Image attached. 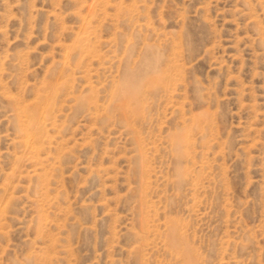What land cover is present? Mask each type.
<instances>
[{
  "label": "rangeland",
  "instance_id": "374dc122",
  "mask_svg": "<svg viewBox=\"0 0 264 264\" xmlns=\"http://www.w3.org/2000/svg\"><path fill=\"white\" fill-rule=\"evenodd\" d=\"M190 254L264 264V0H0V264Z\"/></svg>",
  "mask_w": 264,
  "mask_h": 264
},
{
  "label": "bare ground",
  "instance_id": "6f19581e",
  "mask_svg": "<svg viewBox=\"0 0 264 264\" xmlns=\"http://www.w3.org/2000/svg\"><path fill=\"white\" fill-rule=\"evenodd\" d=\"M158 57V56H157ZM171 61V60H170ZM155 62V61H154ZM157 63V62H156ZM172 64V63H171ZM175 64V63H174ZM173 65V64H172ZM151 67V66H150ZM167 70L168 69H164V68H161V67H158L157 66V64L154 66V67H152V73H150V74H147V76H146V78H144L145 80L147 79L148 81H150V83H151V85L153 86V87H160L161 86V84H163V83H165L166 81H167ZM149 70H147V72H148ZM140 80V79H139ZM138 81V80H137ZM134 82H136V80H135V78H134ZM126 84H130L129 82H127ZM135 85H137V82H136V84ZM134 85V86H135ZM144 86V85H143ZM131 91V90H130ZM129 91V89H125L124 87H123V92L125 93V94H127V95H129L130 97H134L135 95H136V93L137 92H135V91H133V92H130ZM46 104V103H45ZM44 104V105H45ZM40 106V105H39ZM42 107H44V106H41V108ZM46 107V106H45ZM44 107V108H45ZM33 108V107H32ZM27 111H29V109H27ZM34 116H35V113H34V111H32L31 112V114H30V119H31V121L29 122L30 123V126H32V127H34V126H36V124H37V122H36V119L34 118ZM34 132V131H33ZM35 133V132H34ZM33 133V134H34ZM30 135H31V137L33 136L32 134H31V132H30V134L28 133L27 134V139L29 140V141H31L30 140ZM35 139V138H34ZM33 139V140H34ZM33 140H32V142H33ZM35 141V140H34ZM31 142V144H32V146H35V145H33V143H37V141H35V142H33L32 143ZM35 143V144H36ZM175 145H176V147H181L182 145V139L181 138H177V140H176V142L174 143ZM179 155V154H178ZM180 170V169H179ZM174 235V234H173ZM187 254H188V252H187ZM194 255V254H193ZM189 258H190V261H188V262H190L191 264H200L198 261H197V257L195 258V259H193L192 257H191V254L189 255Z\"/></svg>",
  "mask_w": 264,
  "mask_h": 264
}]
</instances>
